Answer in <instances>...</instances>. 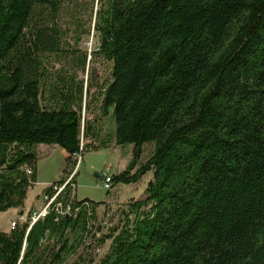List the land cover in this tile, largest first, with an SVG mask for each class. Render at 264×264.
<instances>
[{
    "label": "trees",
    "instance_id": "trees-1",
    "mask_svg": "<svg viewBox=\"0 0 264 264\" xmlns=\"http://www.w3.org/2000/svg\"><path fill=\"white\" fill-rule=\"evenodd\" d=\"M91 31L88 62L73 55L77 71L49 81V56ZM91 88L115 144H133L111 185L151 172L145 196L112 209L78 199L74 178L56 199L72 212L30 226L37 147L58 145L70 166L105 146L82 117ZM12 208L24 218L0 229V264H264V0H0V215Z\"/></svg>",
    "mask_w": 264,
    "mask_h": 264
},
{
    "label": "rangeland",
    "instance_id": "rangeland-1",
    "mask_svg": "<svg viewBox=\"0 0 264 264\" xmlns=\"http://www.w3.org/2000/svg\"><path fill=\"white\" fill-rule=\"evenodd\" d=\"M95 9H98V5L96 3ZM64 40L65 41L62 46L65 49L70 50L76 48L72 37H66ZM78 46L79 51L74 52V54H70L71 57L69 56L68 58H65L63 55L55 54L49 56V62L47 63L49 81H54V79L57 78L58 72L70 75L74 72V70L77 71L75 69L76 66L71 62L73 55L77 56L81 55V52H85L88 62L91 51L95 46V36L93 35V31H91L89 36H85ZM93 58L94 57H92V59ZM93 63H95L98 70V74L100 76L99 82H101L103 78L108 77V73L105 69L106 63L97 57ZM89 75L90 74L87 73V65L84 72H81L80 70L77 72V78H83L84 80L89 78ZM94 96H96L95 88H91L87 98L88 108L90 107L88 112L84 111V96L82 117L85 119H92L90 124L96 127V129L102 131V136L106 140L105 146L94 150L90 145H87L81 157L79 159L77 158L76 164L73 165V163H71L70 166H68L64 151L61 147L58 145L40 144L37 147V179L32 188L28 191L25 199V213L28 210L31 212L32 209L41 210L44 207V203L42 202L43 195L41 194L42 189L56 180L68 177V172L70 170H73L71 179L75 178V194L80 200L87 198L95 202H107L112 209H116L124 206L125 203L132 197L135 199H141L145 196V187L147 181L151 179V172L144 175L137 183L129 185L116 184L113 186L110 184L109 189H105V182L102 173L107 171L112 174L123 170L132 157L133 144H115V121L112 108L108 107L107 109H104L101 107V101H99V99H93ZM151 149L152 144H146L143 159L150 153ZM97 211V221L102 223V230L103 232H106V225H108L109 222H113L107 218V215L104 214L102 208H99ZM3 214L8 215L7 218L0 217L1 230H9L12 221L16 219L22 220L24 218L23 215L18 216V213L16 214L14 208L2 213V215ZM14 215L17 217L11 220V217ZM107 246L108 241L101 245L97 254H103Z\"/></svg>",
    "mask_w": 264,
    "mask_h": 264
},
{
    "label": "built area",
    "instance_id": "built-area-1",
    "mask_svg": "<svg viewBox=\"0 0 264 264\" xmlns=\"http://www.w3.org/2000/svg\"><path fill=\"white\" fill-rule=\"evenodd\" d=\"M72 175L73 174L69 175V177L65 180V182L62 185H59V184L53 185V187H52L53 193L52 194H50V195L43 194L42 202L44 203V205H43L44 207L42 209L40 208L41 210H37V209L31 210V212L28 216V218L30 220V226L33 223H35L37 220L44 218L48 214V212L51 208H54V210H56L60 213H63V214H66V213L69 214L72 212L70 210L69 206L63 210V208L61 207V204L59 202H57V200H56L57 196L59 195L60 192H62L65 185H67L71 181ZM102 176L104 177L105 189H109V187H110L109 185L111 184V173L104 171L102 173ZM75 210H77V209H75ZM15 221L16 220L12 221L10 229L15 226Z\"/></svg>",
    "mask_w": 264,
    "mask_h": 264
},
{
    "label": "crops",
    "instance_id": "crops-1",
    "mask_svg": "<svg viewBox=\"0 0 264 264\" xmlns=\"http://www.w3.org/2000/svg\"><path fill=\"white\" fill-rule=\"evenodd\" d=\"M64 151V150H63ZM64 154H65V156L67 155V153L64 151ZM36 179H37V167H36ZM15 211H16V214L18 213V209H15ZM4 215V214H3ZM2 214L0 215V217H4V218H7V215L8 214H5L4 216H3ZM15 217H17L16 215H14L13 217H11V220H13V219H15ZM5 227V226H4ZM3 230H5V229H3Z\"/></svg>",
    "mask_w": 264,
    "mask_h": 264
},
{
    "label": "water",
    "instance_id": "water-1",
    "mask_svg": "<svg viewBox=\"0 0 264 264\" xmlns=\"http://www.w3.org/2000/svg\"><path fill=\"white\" fill-rule=\"evenodd\" d=\"M96 176H97V174H96Z\"/></svg>",
    "mask_w": 264,
    "mask_h": 264
}]
</instances>
